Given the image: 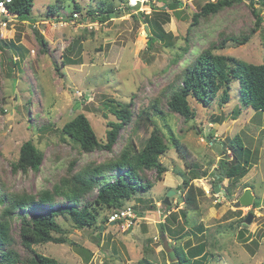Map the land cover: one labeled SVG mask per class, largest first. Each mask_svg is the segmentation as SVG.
Masks as SVG:
<instances>
[{
	"label": "rangeland",
	"instance_id": "374dc122",
	"mask_svg": "<svg viewBox=\"0 0 264 264\" xmlns=\"http://www.w3.org/2000/svg\"><path fill=\"white\" fill-rule=\"evenodd\" d=\"M57 1H61V8L54 17H46L47 7ZM103 1L34 0L33 21L14 17L6 27H0V39L7 43L6 47L9 48V43L15 45L11 50H0V191L35 194L39 190H51L70 171L75 173L89 163L108 161L127 143L140 148L152 127H134L131 123L121 130L113 152L91 153L82 152L64 138L61 129L82 114L98 138L104 140L107 123L116 120L104 103L133 100L131 109L137 115L180 71L182 62L174 63L176 55H182V61L191 60L193 52L214 45L215 54L255 65L264 62L261 39L264 0L253 2L263 22L251 34L249 42L240 46L229 41L221 49L224 35L240 36L254 28L256 20L250 0L235 3L201 22L196 33H188L193 14L215 0H136L134 4L131 2L135 0H105L118 10V16L104 24L84 18L86 9H97ZM176 2L180 3L178 8L172 9L170 4ZM76 4L84 16L75 14ZM144 14L152 17L166 35L172 36L171 48L159 40L151 44L150 30L146 33L144 29L147 25ZM69 15L74 18L62 19ZM36 32L46 46L39 43ZM73 42L77 46L68 53ZM185 44L191 48L188 53L181 50ZM65 57L77 64L62 66ZM238 90L239 85L234 82L227 104L220 105L216 98L210 107H204L192 100L196 117L188 122L169 112L161 101L165 116L152 118L169 148L160 158L168 171L162 181H156L155 171H145L153 188L125 204L131 207L135 219L102 223L103 217L110 213L103 210L97 222L99 230L94 231L79 230L70 221L59 218L58 223L67 233V243L37 245L33 246L34 251L61 264H137L144 257L153 264H175L169 261L164 249V235L168 249L180 246L188 250V246L204 242L207 259L203 264H263L264 113L243 108L234 120L232 113L239 107ZM218 119L224 122L215 123ZM170 133L186 146L189 154L186 161L180 159L171 145ZM235 135L252 150L253 166L234 187L228 188V180L217 183L216 175L220 160L225 155L232 157L221 143H227ZM26 141H32L44 155L38 172L12 170L11 164L17 161L20 147ZM192 171L201 177L192 183L204 195L198 198V210L187 214L186 224L180 214L184 205L179 188L184 178L195 175ZM247 189L254 196L253 203L259 206L234 208ZM170 191L173 194L169 197L168 211L164 201ZM226 192L231 198L226 197ZM95 193L89 194L87 200H92ZM56 201L64 203L61 199ZM248 217L250 223L246 221ZM160 223H166L174 233L162 234ZM11 228L17 239L16 250L21 257H30L19 243V223L16 221ZM179 228L181 231L175 233ZM186 258L188 261L178 264H193L187 255Z\"/></svg>",
	"mask_w": 264,
	"mask_h": 264
},
{
	"label": "trees",
	"instance_id": "16d2710c",
	"mask_svg": "<svg viewBox=\"0 0 264 264\" xmlns=\"http://www.w3.org/2000/svg\"><path fill=\"white\" fill-rule=\"evenodd\" d=\"M241 1L215 0L206 3L199 12L193 14L188 33H196L201 22L208 21L225 8ZM253 2L254 0H250L252 14L256 20L254 28L248 34L240 36L224 35L221 45H219L220 49L229 41L240 46L248 43L251 34L260 28L263 20L258 9L254 8ZM33 3L34 0H12L8 4V11L10 14L16 15L18 20L30 22L33 21ZM61 4V1H57L55 5H49L46 17H54L57 13L56 10L61 8ZM177 4L180 3L170 4V7L176 9L178 8ZM126 8L127 10L131 9V7ZM81 10L80 5H74L75 14L85 15L84 18L86 17L91 23L98 22L100 24L106 23L119 14L113 4L106 3L105 0L100 2V7L97 9H86L84 15L81 14ZM73 15L62 19L70 21L74 18ZM143 16L150 30L151 44L159 40L165 47L171 48L172 36L166 35L152 17L145 14ZM36 34L39 43L46 46L45 40L37 32ZM261 39L264 42V27ZM75 41L79 42V39ZM74 44L75 42L71 44L70 50L67 49L68 53L75 49L77 43ZM6 46L7 43L0 39L1 51L15 48L12 43H9V48ZM213 46L211 45L200 52H193L194 56L191 60L182 61L180 59L182 55H176L174 63L182 62L180 71L170 84L161 89L158 97L152 100L147 107L141 108L137 115H134L131 109L134 104L133 100L128 103L115 100L105 102L104 108L116 120L107 123L108 129L104 140L98 138L88 119L82 114L75 116L62 127L63 137L68 138L84 153L96 150L113 152L121 130L131 123L134 127H152V130L140 148L132 142L127 143L118 154L108 161L100 164L89 163L75 173L70 171L67 177L61 178L51 190H39L35 194L0 191V205L2 206L0 210V264H61L55 258L38 254L33 249V246L47 243L59 245L67 243V233L58 223L59 218L70 221L79 230H99L97 222L101 211L107 210L111 213L113 210L125 208L126 203L134 199L137 200L138 195H143L153 188V184L147 181L145 171H155L156 181L163 180V175L168 170L161 163L160 158L167 153L169 148L152 118L153 115L165 116L161 101L165 102L169 112L178 114L185 122H188L196 117V112L191 106L192 100L204 107H210L216 98H219L220 105L227 104L231 86L236 82L239 85V107L233 111V119H238L243 108L250 109L256 114L264 113V62L255 65L231 56L218 55L213 52V49L216 48ZM190 49L186 44L181 47L182 52L185 53L191 51ZM74 64L77 62L66 57L62 61V66ZM55 68L59 71L57 66ZM218 122L220 119L215 121V123ZM169 140L180 159L186 161L189 156L186 146L172 133H170ZM221 145L232 154V157L229 158L225 155V158L220 160L216 179L217 183L228 180V188H231L249 173L253 166V152L243 143L239 135H235L232 139L227 140V143H221ZM43 160V153L32 141H26L20 147L17 161L11 164L12 170L22 173L38 172ZM194 173L193 177L184 178L179 188L183 194L181 201L184 205L180 214L186 224L188 223L187 214L190 211L198 210V198L204 195V192L192 183L193 180L201 178L197 176L198 172L192 171L191 174ZM94 191L96 193L93 199L87 200V196ZM226 197L231 198L228 192H226ZM56 199H61L64 203H60ZM252 206L257 208L259 204L254 202ZM166 208L168 211L171 209L168 205ZM108 218L107 215L103 217L102 223H106ZM16 221L19 223V243L31 255L30 257L23 258L16 250L17 239L11 233L12 224ZM159 228L162 234L174 233L166 223H160ZM197 230L200 231L199 228ZM180 231L179 228L175 233ZM187 248L188 250L180 246L173 247L175 256L178 258V262L175 264L188 261L186 255L193 261V264H203L207 259L204 242ZM137 264H153V262L144 257Z\"/></svg>",
	"mask_w": 264,
	"mask_h": 264
},
{
	"label": "built area",
	"instance_id": "2783aa9c",
	"mask_svg": "<svg viewBox=\"0 0 264 264\" xmlns=\"http://www.w3.org/2000/svg\"><path fill=\"white\" fill-rule=\"evenodd\" d=\"M12 0H0V27L4 28L6 25L13 20L16 16L10 14L8 11V4ZM135 219V214L133 213L131 207H125L122 209L113 210L109 214L108 222L110 223H119L122 221H131Z\"/></svg>",
	"mask_w": 264,
	"mask_h": 264
},
{
	"label": "water",
	"instance_id": "95a60500",
	"mask_svg": "<svg viewBox=\"0 0 264 264\" xmlns=\"http://www.w3.org/2000/svg\"><path fill=\"white\" fill-rule=\"evenodd\" d=\"M144 29H145V32L148 33L149 28H148L147 25L145 26ZM215 191H216V192L218 191V188H217V187H215ZM172 194H173L172 191H170V192L167 194L166 199H165V201H164V203H165L166 205H169V204H170V203H169V197L172 196ZM253 201H254V196L251 195L250 190L247 189V190L244 191L243 195L239 198V200L234 204V208L239 209V208H241V207H247V206H249V205H252V204H253ZM250 220H251V218L248 217V219L246 220L247 223H250ZM163 237H164V235H162L164 249L167 251V253H169V252L172 251V249H168V242H167L166 240H164ZM169 261H170L171 263H176V262H178V258H170V257H169Z\"/></svg>",
	"mask_w": 264,
	"mask_h": 264
},
{
	"label": "flooded vegetation",
	"instance_id": "af4514ba",
	"mask_svg": "<svg viewBox=\"0 0 264 264\" xmlns=\"http://www.w3.org/2000/svg\"><path fill=\"white\" fill-rule=\"evenodd\" d=\"M169 257H170V258H177V257L175 256V253H174V250H173V249H172L171 252L168 253V259H169Z\"/></svg>",
	"mask_w": 264,
	"mask_h": 264
},
{
	"label": "bare ground",
	"instance_id": "6f19581e",
	"mask_svg": "<svg viewBox=\"0 0 264 264\" xmlns=\"http://www.w3.org/2000/svg\"><path fill=\"white\" fill-rule=\"evenodd\" d=\"M136 2V0L135 1H132L131 3H135Z\"/></svg>",
	"mask_w": 264,
	"mask_h": 264
},
{
	"label": "clouds",
	"instance_id": "9594fccd",
	"mask_svg": "<svg viewBox=\"0 0 264 264\" xmlns=\"http://www.w3.org/2000/svg\"><path fill=\"white\" fill-rule=\"evenodd\" d=\"M16 16V15H15ZM253 205V204H252Z\"/></svg>",
	"mask_w": 264,
	"mask_h": 264
}]
</instances>
